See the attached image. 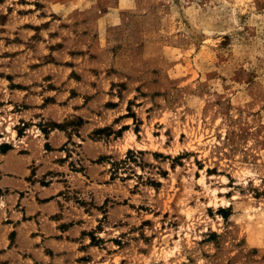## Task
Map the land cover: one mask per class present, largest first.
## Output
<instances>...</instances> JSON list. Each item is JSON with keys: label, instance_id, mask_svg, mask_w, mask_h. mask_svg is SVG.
<instances>
[{"label": "rangeland", "instance_id": "obj_1", "mask_svg": "<svg viewBox=\"0 0 264 264\" xmlns=\"http://www.w3.org/2000/svg\"><path fill=\"white\" fill-rule=\"evenodd\" d=\"M15 71L103 117L89 136L112 142L117 186L100 210H131L84 233L95 264H264V0H0V106ZM72 114L4 112L0 138L73 135Z\"/></svg>", "mask_w": 264, "mask_h": 264}, {"label": "crops", "instance_id": "obj_2", "mask_svg": "<svg viewBox=\"0 0 264 264\" xmlns=\"http://www.w3.org/2000/svg\"><path fill=\"white\" fill-rule=\"evenodd\" d=\"M15 73L13 82L20 88L11 89L8 101L2 99V119L6 112L8 117L17 116L18 124L24 126L28 121L61 124L72 112L70 118L79 117L84 122L73 135L71 129L55 127L45 132L43 127L31 125L40 133L20 136L15 124V140L0 138V264H95L89 258L94 247L84 233L95 228L93 222L99 224V216L131 210L125 201L120 205L110 203L107 213L100 210L110 198L116 200L117 186L107 170L109 162L100 161L114 153L108 152V147L113 148L112 142L89 136L101 128L98 120L103 117L94 111V99L89 102L71 95L60 99L63 93L45 91V86L41 87L43 94L36 96L31 92L36 87L21 82L27 76ZM50 92L56 95H49ZM49 98L54 100L48 101ZM109 109L115 111L116 107ZM128 119L123 118L115 127L127 124ZM126 133L129 131L117 136L113 143H122Z\"/></svg>", "mask_w": 264, "mask_h": 264}, {"label": "trees", "instance_id": "obj_3", "mask_svg": "<svg viewBox=\"0 0 264 264\" xmlns=\"http://www.w3.org/2000/svg\"><path fill=\"white\" fill-rule=\"evenodd\" d=\"M93 240H94V238H93Z\"/></svg>", "mask_w": 264, "mask_h": 264}]
</instances>
